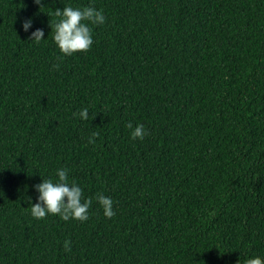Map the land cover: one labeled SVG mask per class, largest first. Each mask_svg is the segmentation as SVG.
<instances>
[{"label":"trees","instance_id":"16d2710c","mask_svg":"<svg viewBox=\"0 0 264 264\" xmlns=\"http://www.w3.org/2000/svg\"><path fill=\"white\" fill-rule=\"evenodd\" d=\"M67 5L105 16L70 56L50 27ZM59 168L92 199L87 220L31 215ZM250 256L264 257V0H0V264Z\"/></svg>","mask_w":264,"mask_h":264},{"label":"clouds","instance_id":"9594fccd","mask_svg":"<svg viewBox=\"0 0 264 264\" xmlns=\"http://www.w3.org/2000/svg\"><path fill=\"white\" fill-rule=\"evenodd\" d=\"M38 5L41 0H34ZM57 21L50 27L53 29V41L57 48L64 55H73L77 52H84L91 48L93 44L92 25H101L105 22L103 11L92 6L72 7L71 5L63 8L54 9ZM33 21L26 18L21 21V28L28 32L32 28ZM45 33L42 28H35L29 34V39L40 42ZM81 120L89 117L88 108H81L78 113H74ZM131 129L132 139H143L147 130L143 124L133 126L131 122L127 124ZM96 134L93 133V136ZM91 142V141H90ZM35 202L28 197L31 203L30 213L37 219L44 218L46 215H58L62 220L76 219L85 221L89 216V208L92 204L91 198H83L82 188L74 181L69 180V170L59 168L56 170V179H45L34 185ZM96 201L101 206L103 214L111 218L115 215L113 201L111 197L98 193ZM65 250H69L68 241L64 242ZM246 264H264V257L250 256Z\"/></svg>","mask_w":264,"mask_h":264}]
</instances>
